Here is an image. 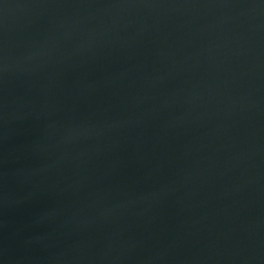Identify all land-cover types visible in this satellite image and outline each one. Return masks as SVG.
Instances as JSON below:
<instances>
[{"label":"water","instance_id":"water-1","mask_svg":"<svg viewBox=\"0 0 264 264\" xmlns=\"http://www.w3.org/2000/svg\"><path fill=\"white\" fill-rule=\"evenodd\" d=\"M0 264H264V0H0Z\"/></svg>","mask_w":264,"mask_h":264}]
</instances>
